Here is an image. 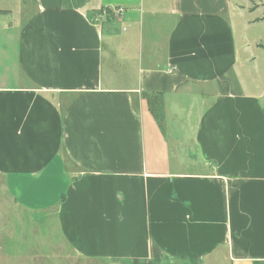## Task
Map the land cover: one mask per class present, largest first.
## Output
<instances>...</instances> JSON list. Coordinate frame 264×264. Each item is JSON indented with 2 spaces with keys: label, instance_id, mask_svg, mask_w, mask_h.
Returning a JSON list of instances; mask_svg holds the SVG:
<instances>
[{
  "label": "crops",
  "instance_id": "crops-1",
  "mask_svg": "<svg viewBox=\"0 0 264 264\" xmlns=\"http://www.w3.org/2000/svg\"><path fill=\"white\" fill-rule=\"evenodd\" d=\"M234 5L0 0V175L75 261L264 264V108ZM142 93L194 103L189 167Z\"/></svg>",
  "mask_w": 264,
  "mask_h": 264
},
{
  "label": "rangeland",
  "instance_id": "rangeland-1",
  "mask_svg": "<svg viewBox=\"0 0 264 264\" xmlns=\"http://www.w3.org/2000/svg\"><path fill=\"white\" fill-rule=\"evenodd\" d=\"M234 9L230 12L229 20L233 24L237 36V44L240 43V36H246L249 44L248 54L256 58L255 66L250 65L243 73L247 75L246 84L250 91L260 94V104L264 108V0H231ZM119 14L113 13L112 20H118ZM257 19V21H249ZM249 23V24H248ZM257 44V45H256ZM182 101L175 107L176 100L170 99L163 117V128H165L167 138L177 136L178 145L173 148V142L169 140V147L173 149L171 160L184 162L189 167V154L186 149L190 142L187 129H184L187 120V110L191 101H185L187 95H180ZM171 106V107H170ZM178 108L180 112L174 111ZM186 136V137H185ZM182 148V147H184ZM174 149H179L183 153L174 155ZM184 150V151H183ZM6 190L4 180L0 175V264H81L71 258L69 248L61 239L59 228L49 212L25 211L20 204L14 201Z\"/></svg>",
  "mask_w": 264,
  "mask_h": 264
},
{
  "label": "trees",
  "instance_id": "trees-1",
  "mask_svg": "<svg viewBox=\"0 0 264 264\" xmlns=\"http://www.w3.org/2000/svg\"><path fill=\"white\" fill-rule=\"evenodd\" d=\"M262 48H264L262 46ZM141 98L146 101L148 111L155 120L159 129L163 131V96L158 93H142Z\"/></svg>",
  "mask_w": 264,
  "mask_h": 264
},
{
  "label": "built area",
  "instance_id": "built-area-1",
  "mask_svg": "<svg viewBox=\"0 0 264 264\" xmlns=\"http://www.w3.org/2000/svg\"><path fill=\"white\" fill-rule=\"evenodd\" d=\"M114 13H116V14H121L122 13V10L121 9H116V10H114Z\"/></svg>",
  "mask_w": 264,
  "mask_h": 264
}]
</instances>
